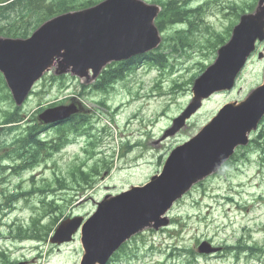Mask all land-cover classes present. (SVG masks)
I'll list each match as a JSON object with an SVG mask.
<instances>
[{"label":"rangeland","instance_id":"obj_1","mask_svg":"<svg viewBox=\"0 0 264 264\" xmlns=\"http://www.w3.org/2000/svg\"><path fill=\"white\" fill-rule=\"evenodd\" d=\"M182 1L199 11L190 15L192 28L183 21L162 33V40L166 38L162 51L167 58L166 67L145 63L117 81L108 92L93 89V78L72 74L52 85L48 78L35 88L36 93L23 105L27 119L23 126L40 107L67 97L79 99L85 124L78 132H66L67 139L73 142L75 135H80L77 144L63 146L56 153L40 154L34 165L26 163V167H21L22 150L13 143L25 128L0 135V264H4L2 251L6 248L10 264H80L84 254L80 236L58 246L49 242L51 234L46 238L43 235L41 240L20 239V231L34 234L37 219V230L52 227L57 217L62 220L80 215L87 219L107 196L147 183L162 170L172 149L198 133L224 104L242 101L263 83L264 57L258 58V53L263 52L262 43L257 45L235 89L210 98L185 128L162 140L173 119L192 100V79L215 61L217 50L213 43L228 41L240 12L255 3ZM257 7L258 4L254 8ZM190 29L191 46L173 51L181 45L178 32ZM12 106L10 100L0 97V123ZM58 136L55 130L44 135L50 141ZM90 138L95 142L91 147ZM250 139L252 143L237 149L221 173L192 187L172 207L167 227L141 231L115 263L264 264V126L251 133ZM31 151L32 147L23 152L29 156ZM81 170L90 174L87 182L83 181ZM203 241L222 250L214 255H200L197 248Z\"/></svg>","mask_w":264,"mask_h":264},{"label":"water","instance_id":"obj_2","mask_svg":"<svg viewBox=\"0 0 264 264\" xmlns=\"http://www.w3.org/2000/svg\"><path fill=\"white\" fill-rule=\"evenodd\" d=\"M157 12V8L136 0H107L89 10L63 15L45 24L27 41H0V70L20 103L56 56L64 58L60 62L62 72L72 67L82 77L90 69L97 74L110 60L129 58L156 46L159 40L153 20ZM263 18L264 8L257 16L242 18L231 42L220 50L216 64L197 81L194 102L166 135L175 134L185 125L186 119L200 108L202 98L233 87L257 39L264 40ZM70 113V109H58L47 113L46 118L59 120ZM263 114L264 86L240 105L225 106L198 136L174 150L161 176L153 177L143 188L101 203L82 228L86 250L82 264H106L134 234L152 223L155 228L167 225L168 220L161 217L173 202L193 183L216 171L237 145L246 144L247 133ZM82 221L83 218L64 221L52 242L70 241ZM218 250L208 242L199 247L200 253Z\"/></svg>","mask_w":264,"mask_h":264},{"label":"trees","instance_id":"obj_3","mask_svg":"<svg viewBox=\"0 0 264 264\" xmlns=\"http://www.w3.org/2000/svg\"><path fill=\"white\" fill-rule=\"evenodd\" d=\"M100 0H18L7 6L0 7V27L6 22L8 26L0 28V35L12 37H26L38 25L46 20L59 15L76 10H81L91 6ZM4 0H0V3ZM166 8L167 15L163 12L157 21L158 27H164L168 23H174L173 19L180 16L174 8V4L169 2ZM169 19V22L167 21ZM25 24L17 26L20 21ZM109 77H112L110 73ZM105 79V76H103Z\"/></svg>","mask_w":264,"mask_h":264}]
</instances>
